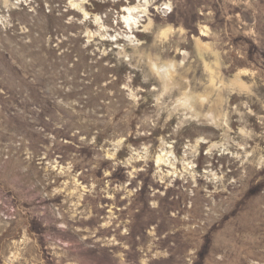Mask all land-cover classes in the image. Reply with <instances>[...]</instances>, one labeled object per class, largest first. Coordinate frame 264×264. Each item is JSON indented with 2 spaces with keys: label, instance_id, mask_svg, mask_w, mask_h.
<instances>
[{
  "label": "rangeland",
  "instance_id": "1",
  "mask_svg": "<svg viewBox=\"0 0 264 264\" xmlns=\"http://www.w3.org/2000/svg\"><path fill=\"white\" fill-rule=\"evenodd\" d=\"M0 264H264V0H0Z\"/></svg>",
  "mask_w": 264,
  "mask_h": 264
},
{
  "label": "bare ground",
  "instance_id": "2",
  "mask_svg": "<svg viewBox=\"0 0 264 264\" xmlns=\"http://www.w3.org/2000/svg\"><path fill=\"white\" fill-rule=\"evenodd\" d=\"M138 5L125 7L123 22L126 23L127 27L133 28V25L137 23ZM86 12V11H85ZM168 74L169 69L165 71ZM162 160V159H161ZM160 160V161H161Z\"/></svg>",
  "mask_w": 264,
  "mask_h": 264
}]
</instances>
